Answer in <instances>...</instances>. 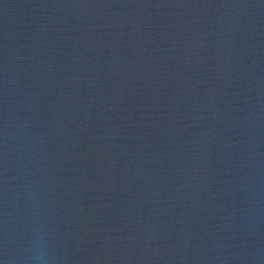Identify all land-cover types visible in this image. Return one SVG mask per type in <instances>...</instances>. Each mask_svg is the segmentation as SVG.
<instances>
[{
	"label": "water",
	"instance_id": "water-1",
	"mask_svg": "<svg viewBox=\"0 0 264 264\" xmlns=\"http://www.w3.org/2000/svg\"><path fill=\"white\" fill-rule=\"evenodd\" d=\"M264 264V0H0V264Z\"/></svg>",
	"mask_w": 264,
	"mask_h": 264
},
{
	"label": "clouds",
	"instance_id": "clouds-1",
	"mask_svg": "<svg viewBox=\"0 0 264 264\" xmlns=\"http://www.w3.org/2000/svg\"><path fill=\"white\" fill-rule=\"evenodd\" d=\"M31 251L33 253L31 257L33 264H50L45 244L39 237H37Z\"/></svg>",
	"mask_w": 264,
	"mask_h": 264
}]
</instances>
